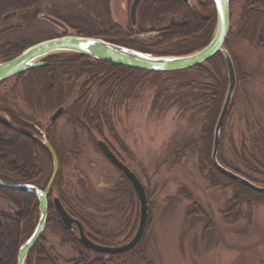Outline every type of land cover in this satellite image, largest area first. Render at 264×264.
Returning <instances> with one entry per match:
<instances>
[{
  "label": "rangeland",
  "instance_id": "1",
  "mask_svg": "<svg viewBox=\"0 0 264 264\" xmlns=\"http://www.w3.org/2000/svg\"><path fill=\"white\" fill-rule=\"evenodd\" d=\"M29 2H33L34 6ZM132 2L133 0H24L20 3L19 0H0V56L7 51L9 44H37L56 38L54 35L60 37L65 34L60 27L43 19L44 16L55 18L77 32H85V37H91L89 35L95 32L108 34L106 37L110 40L128 38L127 33L132 27L129 15ZM247 3L251 4V0H231V41L240 32L239 27L245 13L243 8ZM201 4L200 0H191L187 6H191L202 22L209 17L205 12L206 7ZM30 5L32 7H28ZM171 5L173 4L165 3V6H157L154 0H144L140 4L138 25L132 27L136 29V35H140L133 39L135 48L156 51L151 47L156 43L153 37L145 39L141 34L155 36L153 32H157L156 36L164 37L159 33L171 30L174 25L185 24L186 17L170 13L174 9ZM17 7L22 9L18 16L3 19L6 14L14 13L11 11ZM248 7L252 9L254 6ZM256 9L264 14V6L257 5ZM158 10L164 13H159ZM215 30L216 28L211 39ZM204 33L198 34L203 37ZM171 38L169 36V41L176 45L169 49L173 53L179 49L184 51L185 47H192L197 42L181 36ZM263 47L264 15L252 19L245 36L233 40L228 46L239 65V71L247 76L242 80L238 75L237 89L231 112L229 111L222 128L220 144L227 163L245 175L235 173L248 180H251L249 177L253 178L261 183L258 186L261 185L262 188ZM66 55L69 54H61L60 58L63 59ZM176 73L178 72L123 79L113 90H109L105 84L102 86L103 82L92 83L87 78L68 82L61 76L53 80L52 86L48 83L42 87L37 85L25 89L12 78L0 84V107L13 111L19 120L31 126L28 129L20 127L10 117L17 129L33 132L32 126H35L50 135L49 139L56 148L59 160L56 196L50 197H60L67 211L83 223L87 236L90 235L97 244L118 247L128 243L126 240L131 235L133 209H137L138 217L134 215V218L138 224L129 241L134 237L140 221L137 194L130 181L127 179L128 183L122 172L103 154L99 145L102 141L114 147L147 188L149 220L146 236L142 240L145 241L144 256L147 262L264 264V202L248 197L236 202V190L226 187L219 177L224 175L218 170L217 175L212 169L202 167L199 162L201 145L197 147L195 144L202 134L206 115L200 108V101L205 94L213 93L216 82L212 77L196 70ZM226 74L228 77L227 70ZM192 82L197 83L195 88L188 87ZM78 102L84 110L91 109V106V110L95 112L99 107L105 106V111L110 113L108 123L86 122L90 131H94L93 139L87 131L76 128L67 117ZM60 107H64L66 111L52 123L50 118ZM218 120L219 118L217 122ZM95 127H98V131ZM236 149L244 157V162L238 158ZM181 151L182 156L179 157L178 153ZM36 156L42 171L36 184L45 188L53 170L52 159L43 150ZM179 158L181 159L178 161ZM50 204L52 205V201ZM16 209L18 214H14L19 216L22 211L18 206ZM0 213H12L1 196ZM39 217L40 212L37 210L34 218L25 223L22 235L18 229H11L17 237L16 240L13 238L18 254L24 241L36 228ZM1 223L7 225V219L0 221V225ZM4 229L7 228L4 226ZM27 231L29 233L26 235ZM72 232L79 235L77 228ZM43 238L42 245L58 264H67L80 257V249L66 243L64 236L48 224ZM100 255H105V259L116 256ZM90 258L98 259L95 254ZM117 264L132 262L127 259Z\"/></svg>",
  "mask_w": 264,
  "mask_h": 264
},
{
  "label": "trees",
  "instance_id": "2",
  "mask_svg": "<svg viewBox=\"0 0 264 264\" xmlns=\"http://www.w3.org/2000/svg\"><path fill=\"white\" fill-rule=\"evenodd\" d=\"M19 1L20 3H22L24 0H19ZM200 2L202 3L201 4L202 6L206 7L205 12L208 14V17H209L205 21H202L203 23L201 22V19L200 17H198L196 12L192 10L191 6H187V4L183 0H170V1L169 0H154L155 5L157 6H162V5L165 6V3L173 4L171 6H174V9L170 13L174 15H177V14L183 15L184 17H186V20H187V21L185 20V24L182 26L174 25L171 30L159 33V35L163 34L161 36H164V37H160L156 35L148 36L147 38L153 37V40L156 42L155 44L151 46L152 48L157 49L156 51L151 50L149 48L148 49H143V48H138V47L135 48L133 46V42H134L133 39L138 38L140 35L139 36L136 35L137 34L136 29L134 30L132 27L129 28V33H127L128 38L124 37L125 39L121 38V39L110 40L108 39V37H106L108 34H105V33L99 34L95 32L94 34H91L89 36L101 37L115 44L123 45L129 48L137 49L143 52L152 53L156 55L190 54L197 50L202 49L211 41L212 33L216 27L217 18H216V11H215V6H214L213 1L212 0H200ZM29 3H33V2H29ZM32 5L34 6V3ZM257 5L264 6V3L259 0H251V4L247 3L245 7L243 8L245 9L244 10L245 13L242 17V24L239 27L240 32L238 33L237 36L232 37V41L229 40L225 46V48L229 52L230 50L228 46L233 42V40L236 41L237 39L243 38V36H245L247 28L249 27L250 21L256 17H261L262 15H264L263 12H260L258 9H256ZM248 6H254V7H252L251 9ZM26 7L27 6H25V8ZM28 7H32V6L30 5ZM18 8L20 7H17V9H14L11 11V12H16L17 13L16 16H18L19 12L22 11V9H18ZM158 11H160L159 13L162 12V10H158ZM66 26L68 27V25ZM68 29H69L68 32H70L71 34L86 36V33L81 32L80 30L77 32L70 27H68ZM202 30H205V31H202ZM200 32L201 33L205 32L204 35L208 37L205 38L204 35L203 37H201L198 34ZM153 33H157V32H153ZM54 36L58 37L56 35ZM169 36L174 39L176 36H181V38L185 37L187 38V40L193 39L194 41L196 40L197 42H195L196 44L193 43L194 46L192 47H189V48L185 47L184 51L183 50L179 51L180 50L179 49L178 51H176V53H173V52H170V50L175 48L176 45H173V43L169 41L168 39ZM122 39L129 40V42L127 43L125 41H122ZM33 45H35V43H29V42L19 43V44H9L7 46V51L3 53L2 56H0V62L15 58L16 56H18L23 51H25L26 49H28L29 47ZM230 54L235 64L237 77L238 75H240L241 79L245 78L247 75L242 74L241 71H239L240 68H239V65L236 64L234 55L231 52ZM60 57H61L60 55L50 56L46 58L45 61L51 63V65L46 66V67L37 68L27 73H23L19 76H16L15 79L18 82V85L21 84L25 89H30L37 85H41L42 87L43 85H47L48 83H50V86H52L53 80L57 76H61L65 78L68 82L74 81V80L81 81L82 79H85V78L89 79L88 81L92 83L96 81L103 82L102 86H104L105 84V86H107L109 90H113L115 86L120 85V81L123 79H134V78L141 77V76L159 74V73L133 70L130 68L108 64V63H104L100 61H93L81 55H75V54L70 55L69 54V55L64 56L63 59H61L62 57L61 58ZM209 69H213V71H210ZM191 70H196L203 74H206L208 77H212V79H214L216 82V84L213 85V88H214L213 93L205 94L202 97V101H200L201 102L200 108L202 109V111L206 112V115L204 117L205 121L202 126V134L199 137L198 139L199 141H197V144H195V146L198 147L199 145H201V147L199 148L200 165L209 170L212 169L211 171L212 172L214 171L218 175L217 170L213 166L211 155H212V150H213L214 131H215L217 119L219 118L218 116L220 115L222 111L225 98H226V94L228 91L227 90L228 84H229L223 56L222 54L219 53L207 63L201 66H198L194 69H191ZM179 73H182V72H178L176 74H179ZM168 74L169 73L165 75H168ZM196 85L197 83L192 82L188 87L195 88ZM16 88H17V85H16ZM208 104H211V105L208 106ZM89 107L93 110L91 106ZM91 109L85 108L84 110L83 106L80 104V102H78L76 104V107L72 108L68 112L67 117L70 118L69 120L74 126H76V128L79 127L82 130L87 131L89 136L93 139L95 138V135L93 134L94 131H90V128H88L86 122L89 121L94 124L95 123L99 124V122L108 123V121H110V117H109L110 113L108 114V112L105 111V106H103V108L99 107L98 110L95 112H93ZM0 112L6 113L9 117H11L14 120L15 124H17L20 127H24L27 129L31 127L30 125L19 120V117H17L14 114V112L11 110L0 107ZM230 112H231V108H230ZM226 126H227V122H226ZM32 127L34 128V126ZM98 127H95V129L97 130ZM33 128L31 129L33 130ZM222 135H223V132L221 134V137ZM45 136L51 142V140L49 139L50 135L45 133ZM106 142L108 141L106 140ZM52 146L54 147L53 144ZM110 147L113 150H115L112 145ZM188 147L190 148V146H186V148ZM39 149L40 151L43 150V152H45L46 155L49 156V158H51L49 152L44 148L41 142L25 134L16 132L10 127L9 123L5 119L0 117V179L1 180L6 181L8 183H13V184H32L35 186H39L38 184H36L40 180V177L42 176V171H41V168L39 167V162L37 160L38 158L36 156V154L40 152ZM54 149L56 151L55 147ZM98 151H100L99 148H98ZM236 151H237L238 158L244 162V157L242 156V154L238 153L237 149ZM178 156L179 157L182 156V151L178 153ZM180 159L181 158H179L178 161ZM218 160L220 164H222L227 169L232 170L236 173H241L236 168L230 166L227 163L226 159L223 157V154L221 153V149L219 152ZM51 176H52V173H51ZM51 176H50V179H51ZM209 176L212 177L211 174H209ZM209 176L208 178H210ZM219 177L223 180L222 183L226 187H233V189L236 190V194H237L236 200H235L236 202L240 201V198L242 199L246 197L255 198L257 202H264V194H258L256 191L248 188L247 186L241 184L238 181L231 180L221 175ZM124 178L129 183V181L127 180L125 176ZM249 178L251 179L250 180L251 182L253 183L256 182V185L261 184V183H258L253 178L251 177ZM55 188H56V184L54 185L51 197L53 195L56 196ZM0 196L3 198V201L5 202L7 206H8V203H11L15 207L18 206L22 211V213L19 216H16L14 214V211L12 210H10L12 211V213L10 214L11 216L4 217L3 215H0V221H2L3 219H7V222H8L7 225H3L2 223H1L2 225H0V264H18V251L16 252V249H15L16 248L15 240L17 237L16 235L14 236L11 229H15V230L18 229V231L22 235L25 223L32 220L34 218V214L36 213V211L39 210V202L37 198L31 194L12 191V190H5L1 188H0ZM61 201L63 205H65L62 199ZM136 212H137V209H133V212H132L133 213L132 215L133 223L131 225V231H130L131 235L128 237L126 242H129V239L132 237L133 235L132 233L134 232V229H136V226L138 224L137 219L135 222V218H134V215L138 217V212L137 214ZM4 226L7 229L3 230ZM48 226L52 227L53 230H56L58 233L62 234L64 236L66 243L74 245L76 249L78 250L80 249V257L78 259L70 260L69 262H67V264H117L118 262H121L122 260H127V259H130L132 264H144V263L150 264V262H147L144 256L145 241L144 242L142 241L141 244L136 249H134L132 252H129L126 254H120L116 256H110L107 259H105V255L103 257L100 254L94 253L93 251L86 249L80 244L79 237L75 235V233L65 229L63 223L59 219L58 215L56 214L51 204L49 208ZM35 229L32 232L30 231L31 235L34 233ZM28 233L29 232L27 231L26 235ZM31 235L24 242H26L31 237ZM145 236H146V233L144 237ZM13 237H15V240ZM88 237L92 240V237L90 235ZM43 241H44V238L42 237L41 240L36 245V247L31 252L30 257L27 261V264H58L57 260L42 245ZM92 254H95L98 257V259L97 260L91 259L90 257Z\"/></svg>",
  "mask_w": 264,
  "mask_h": 264
},
{
  "label": "water",
  "instance_id": "3",
  "mask_svg": "<svg viewBox=\"0 0 264 264\" xmlns=\"http://www.w3.org/2000/svg\"><path fill=\"white\" fill-rule=\"evenodd\" d=\"M143 1L144 0H133L131 4L130 23L133 28L138 25V9ZM184 1L189 3V0ZM212 1L214 3L217 16L214 35L205 47L185 55H156L115 44L100 37H85L81 35L68 34L69 29L64 23L55 18L44 16V19L65 30L67 33L61 37L37 43L23 51L15 58L0 62V83L31 70L51 65V63L46 62L45 59L57 54L81 55L93 61H100L145 72L175 73L191 70L201 66L220 53L223 56L228 73L229 87L214 131V143L211 160L215 169L225 177L238 181L260 194H264V188L236 174L232 170L227 169L220 164L218 160L222 128L233 103L238 85V77L233 58L230 52L225 48L230 35L231 0H220L219 3H217L216 0ZM259 1L264 2V0ZM16 14V12L8 13L3 17V19L7 20L16 16ZM148 36L149 34L141 35L142 38H146ZM65 111L66 109L64 107L58 108L50 118V121L52 123L57 121L65 113ZM0 117H4L10 127L14 128L18 132L39 140L44 148L49 152L53 164L52 176L45 188H40L31 184H13L4 182L0 179L1 189L31 194L36 197L39 202L40 217L36 229L31 237L21 246L18 254V264H27L29 254L43 237V233L48 224L50 208L49 196L52 193L53 187L58 178L59 160L54 147L42 131H40V135H36L17 129L11 118L6 113L0 112ZM99 145L106 158L130 181L139 199L140 221L134 237L128 243L118 247H109L97 244L87 236L83 223L67 211L59 197L53 198L52 206L66 230L73 231L75 228L78 229L79 242L86 249L94 251L97 254L119 255L133 250L143 240L149 220V199L146 188L136 173H134L123 161H121L105 142L101 141ZM8 205L18 214V210L13 204L9 203Z\"/></svg>",
  "mask_w": 264,
  "mask_h": 264
},
{
  "label": "flooded vegetation",
  "instance_id": "4",
  "mask_svg": "<svg viewBox=\"0 0 264 264\" xmlns=\"http://www.w3.org/2000/svg\"><path fill=\"white\" fill-rule=\"evenodd\" d=\"M184 1V0H183ZM185 2V1H184ZM186 3V2H185ZM186 4H188V3H186ZM34 130L35 131H33V132H30V133H33V134H37V133H39L40 131H42L39 127H35L34 126ZM32 138V137H31ZM36 139V138H35ZM111 148V147H110ZM112 149V148H111ZM112 151L120 158V160H122L123 158H121V156L118 154V152L116 151L115 152V150H113L112 149ZM124 163H125V161L124 160H122ZM129 167V166H128ZM38 187V186H37ZM42 188V187H41ZM50 201H51V198H50ZM0 215H4V216H11L10 214H5V213H0Z\"/></svg>",
  "mask_w": 264,
  "mask_h": 264
},
{
  "label": "snow or ice",
  "instance_id": "5",
  "mask_svg": "<svg viewBox=\"0 0 264 264\" xmlns=\"http://www.w3.org/2000/svg\"><path fill=\"white\" fill-rule=\"evenodd\" d=\"M216 2H217V3H219V2H220V0H216Z\"/></svg>",
  "mask_w": 264,
  "mask_h": 264
}]
</instances>
